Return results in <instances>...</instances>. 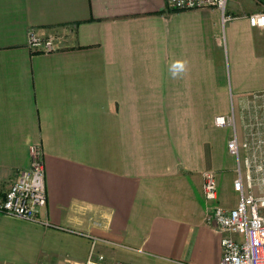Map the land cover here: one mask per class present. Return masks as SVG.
I'll return each instance as SVG.
<instances>
[{"label":"crops","instance_id":"obj_1","mask_svg":"<svg viewBox=\"0 0 264 264\" xmlns=\"http://www.w3.org/2000/svg\"><path fill=\"white\" fill-rule=\"evenodd\" d=\"M259 8L0 0V192L39 146L38 216L49 222L0 215V260L24 247L33 264H219L223 233L205 221L202 173L215 172L218 203L234 207L231 128L214 118L264 91V29L245 16ZM30 29L64 33L62 47L33 52Z\"/></svg>","mask_w":264,"mask_h":264},{"label":"built area","instance_id":"obj_2","mask_svg":"<svg viewBox=\"0 0 264 264\" xmlns=\"http://www.w3.org/2000/svg\"><path fill=\"white\" fill-rule=\"evenodd\" d=\"M227 1L166 0L172 10L214 7L222 12ZM256 1L260 8L245 16L250 25L264 29V0ZM229 18L230 15L223 16L224 20ZM64 37V33L56 30L43 35L30 29L27 45L33 52H53L62 47ZM259 93H254L255 97L260 96L257 102L241 103L238 110L232 104L228 113L214 118L216 126L231 128L227 150L235 160L232 187L238 194L234 207L219 204L215 172L203 171L202 193L209 204L205 221L223 233L219 264H264V217L261 214L264 209V94L256 95ZM30 153L29 166L21 169L12 184L0 192V215L49 225L38 216L47 202L42 150L31 145ZM96 240L94 238L93 243ZM83 264L134 263L90 256Z\"/></svg>","mask_w":264,"mask_h":264},{"label":"rangeland","instance_id":"obj_3","mask_svg":"<svg viewBox=\"0 0 264 264\" xmlns=\"http://www.w3.org/2000/svg\"><path fill=\"white\" fill-rule=\"evenodd\" d=\"M261 94H264V92L256 94V95H261ZM258 99L260 100V96L255 97L254 94H249V95H245L241 99V103H245V102L254 103V102H257ZM235 105H236V102L235 100H233L234 108L236 107ZM239 107L236 109L238 110ZM261 214L264 217V209L261 212ZM12 221H11L12 223L11 226L17 230H24V229L26 230L27 227L33 226V224L27 225L26 224L27 222L19 223L17 221L15 222H12ZM34 257L35 256H33V254L29 250H26L24 247H17L16 249L6 254L4 258L0 260V264H33L35 262Z\"/></svg>","mask_w":264,"mask_h":264},{"label":"clouds","instance_id":"obj_4","mask_svg":"<svg viewBox=\"0 0 264 264\" xmlns=\"http://www.w3.org/2000/svg\"><path fill=\"white\" fill-rule=\"evenodd\" d=\"M185 67V62L183 61H177L173 64V69H180V70H183V68ZM172 75L173 77L177 76L178 75V72L177 71H173L172 72Z\"/></svg>","mask_w":264,"mask_h":264}]
</instances>
